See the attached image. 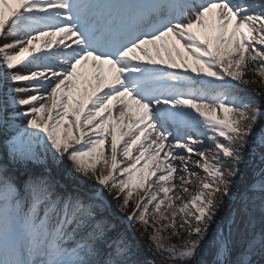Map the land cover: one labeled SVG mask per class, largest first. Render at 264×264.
<instances>
[{
    "label": "snow or ice",
    "instance_id": "obj_1",
    "mask_svg": "<svg viewBox=\"0 0 264 264\" xmlns=\"http://www.w3.org/2000/svg\"><path fill=\"white\" fill-rule=\"evenodd\" d=\"M0 38V264H264V0H0Z\"/></svg>",
    "mask_w": 264,
    "mask_h": 264
},
{
    "label": "rangeland",
    "instance_id": "obj_2",
    "mask_svg": "<svg viewBox=\"0 0 264 264\" xmlns=\"http://www.w3.org/2000/svg\"><path fill=\"white\" fill-rule=\"evenodd\" d=\"M6 42H8L7 40H5V39H2V41H1V44H3V43H6ZM256 67V65L255 64H249V70H248V72H247V75H246V79H249V80H253V81H255L254 83H251V84H249V85H247V87L249 88V89H254V90H256L257 92H261V93H264V77H261V76H259V75H257L254 71H253V69ZM18 70H20L21 72H27V70L26 69H23V68H21V69H18ZM18 86H21V87H24V86H27V85H25V84H20V85H18ZM20 123H24L25 121H23V120H21V121H19ZM203 150H205L206 152H208L209 153V161H211V159H212V157H211V152H212V149H211V147L209 146V142L208 141H204V145H203ZM135 154V153H134ZM197 159V157H193V163H195V160ZM204 175H205V173L203 172V171H201L200 172V176H199V179H203L204 178ZM187 178V177H186ZM177 179H179V175H177ZM197 178L196 177H194L193 178V180L195 181ZM189 187V192L188 193H186V194H183L184 195V199L185 200H187L188 198H190L192 195H194L195 194V192L197 191V189H198V187H199V185L197 184V183H193V184H191V185H189L188 186ZM180 193V190H179V188H177L176 190H174V192L173 193H171L170 195H173V196H176V195H178ZM144 195V190L143 189H138L136 192H134L133 193V199L134 200H139L140 199V197L141 196H143ZM161 195H163L162 193H161ZM167 203V202H166ZM176 203H177V205H179L180 203H181V201L180 200H177L176 201ZM150 209H151V206H150ZM139 231L141 232V233H143V237H144V239H146V234L144 233V231H142L141 229H139ZM151 232V229L149 228L148 229V234ZM163 235H164V237H165V240L167 241V238H168V236H169V232H164L163 233ZM148 239V238H147Z\"/></svg>",
    "mask_w": 264,
    "mask_h": 264
},
{
    "label": "trees",
    "instance_id": "obj_3",
    "mask_svg": "<svg viewBox=\"0 0 264 264\" xmlns=\"http://www.w3.org/2000/svg\"><path fill=\"white\" fill-rule=\"evenodd\" d=\"M141 230L142 231H144V229L143 228H141ZM139 234L141 233V232H138ZM144 233L146 234V239H144V237H140V239H141V248H142V250H144V253H145V255H147L148 253H147V250H146V248H145V245H148L149 244V241H148V231L147 232H145L144 231ZM166 242H168V243H177V244H179V243H181L182 242V238L181 237H177V236H171L170 238H169V236H168V238H167V241ZM150 246V245H149Z\"/></svg>",
    "mask_w": 264,
    "mask_h": 264
}]
</instances>
